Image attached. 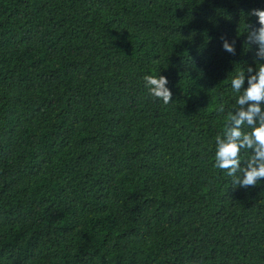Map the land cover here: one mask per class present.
I'll return each instance as SVG.
<instances>
[{"label":"trees","instance_id":"obj_1","mask_svg":"<svg viewBox=\"0 0 264 264\" xmlns=\"http://www.w3.org/2000/svg\"><path fill=\"white\" fill-rule=\"evenodd\" d=\"M253 8L0 0V264H264V180L213 168Z\"/></svg>","mask_w":264,"mask_h":264},{"label":"clouds","instance_id":"obj_2","mask_svg":"<svg viewBox=\"0 0 264 264\" xmlns=\"http://www.w3.org/2000/svg\"><path fill=\"white\" fill-rule=\"evenodd\" d=\"M245 45L254 50L255 67L237 69L230 84L235 103L228 110L221 133L215 137L213 168L231 180L235 188H255L264 180V9L253 8L247 12ZM222 48L236 54V40L231 42L221 35ZM164 75H145L143 86L148 94L163 102L172 103L173 93ZM247 83V86H245ZM218 113L225 112L219 105Z\"/></svg>","mask_w":264,"mask_h":264}]
</instances>
